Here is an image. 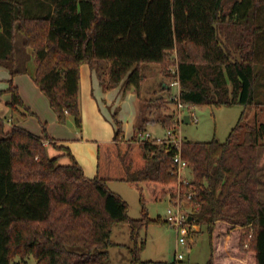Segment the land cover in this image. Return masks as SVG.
<instances>
[{"label":"trees","instance_id":"trees-1","mask_svg":"<svg viewBox=\"0 0 264 264\" xmlns=\"http://www.w3.org/2000/svg\"><path fill=\"white\" fill-rule=\"evenodd\" d=\"M0 0V66L14 77L27 72L34 53V81L60 123L73 118L82 129L81 66L96 69L105 91L121 82L140 97L132 138L113 115L115 135L98 146L97 174L88 178L65 146L0 116V264H110L111 235L127 224L131 263L144 262L143 229L166 222L149 217L147 201L192 192V222L207 231V264H264V201L259 149L264 122L245 123L243 111L227 139L186 141L189 185L179 180L173 146L141 136L153 124L179 125L174 102L155 94L143 98V64H159L173 79L170 57L177 54L182 103L221 107L260 106L257 87L264 73V0ZM175 76V77H174ZM106 77L108 81H106ZM106 81V82H105ZM162 90H164L162 88ZM8 106L37 115L9 80ZM64 151L50 156L47 145ZM70 158L61 164L62 156ZM125 182L140 194L142 216L110 182ZM146 191L150 198L146 199ZM176 263V262H175Z\"/></svg>","mask_w":264,"mask_h":264},{"label":"rangeland","instance_id":"rangeland-1","mask_svg":"<svg viewBox=\"0 0 264 264\" xmlns=\"http://www.w3.org/2000/svg\"><path fill=\"white\" fill-rule=\"evenodd\" d=\"M233 1L234 0H231L230 3ZM170 61V69H172L177 65L178 62L176 52H174L170 57ZM31 70V63L30 65L27 64V72H31ZM141 70L142 74H144L146 77V80L142 82L140 88V93L143 98L148 99V97L153 95L154 91L156 90L162 91L161 88L163 84L168 86L169 82L172 80V78L168 79L162 74L161 66L159 64H143ZM106 81H108L107 77ZM6 84L7 82L5 80H0V89L1 86L3 87ZM101 86L103 88V84H101ZM130 88L131 87L125 86V91H129ZM173 90H175V88H173ZM167 94V98L169 97L171 99L173 91L170 90V93L167 92ZM257 95L258 100L263 102V104L260 106H251L246 109L240 104L221 107L188 105V107L183 108L184 119L177 120L179 125L176 126V128L171 129L176 130L186 141L207 142L213 140L214 138L220 141H225L232 128L238 122L243 111H246L244 117L246 121L245 123L255 125L257 122H264V73L257 87ZM45 96L44 98L47 97ZM5 99L6 97L4 93L3 96L0 97V106H2L4 110L2 111L0 109V113H3L2 117H4V115H6L7 118L13 116L12 120L7 119L6 121L7 127L9 128L12 126V124H17L21 116L19 112L12 111L9 107H5ZM48 108H50V106H48ZM21 112L24 111L20 110V113ZM166 112H173V114H176L177 117V109L174 104H169V109ZM191 115H193V121L189 123L185 122V116L191 117ZM38 117V115L37 117L35 116L36 119ZM195 120H197V122H195ZM40 125L42 128V123ZM165 130L166 129H164V132ZM149 132H151L153 135H162L163 129L161 128L158 132L149 130ZM259 166L261 198L264 201V147L259 149ZM191 177V170L186 169L183 172L182 178L189 179ZM109 187L112 191L115 190L114 192L120 194L123 199L128 202L129 215L131 218H140L142 216L140 194L137 189L129 186L125 182L120 181L110 182ZM178 195L179 194H177L175 198L165 197L163 200L156 202L148 200L150 198V193L149 191H146V199L148 200L146 203V210L149 214V217L157 218L158 216H161L163 219H165L168 209L172 206L171 201H176L178 199ZM180 202L184 209L192 211V206L187 197L181 196ZM115 230L116 231L112 234V239L115 242L122 243V245L118 244L109 248L112 256L111 264H131L130 247L133 245V242L129 234L128 225H119ZM142 236L147 240L146 248L141 253V259L144 262L152 260L155 262L152 264H207L210 258V239L205 229L201 233H198L197 237L194 239L190 238L188 245L180 246L178 245L179 235L177 234V230L168 222L150 224L147 228L143 229ZM179 254H183V259L178 260ZM176 260L177 263H175ZM28 264H36V261L33 258H30Z\"/></svg>","mask_w":264,"mask_h":264},{"label":"crops","instance_id":"crops-1","mask_svg":"<svg viewBox=\"0 0 264 264\" xmlns=\"http://www.w3.org/2000/svg\"><path fill=\"white\" fill-rule=\"evenodd\" d=\"M27 51V53L31 55V58L28 61V65H30V63L32 65L31 72L21 73L13 77L8 69L0 66V80H5L8 84L3 87L1 86L0 91L7 90L9 88V80L12 79L14 85L19 89L24 104L39 116L37 119L35 116L25 117L23 115L24 112L20 113L19 111L21 117L17 124L35 134L41 135L43 129L40 124L42 122L47 123V130L49 134L58 141V146L68 147L73 156L82 166L84 174L88 178H94L97 174L98 146L100 143L112 141L114 138L113 134L115 135V126L113 123L114 113L117 112L118 119L123 123L124 139L128 140L132 138L137 122L140 97L132 87L129 91H125L124 81L121 82L119 86L105 91L99 82L96 69L91 67L90 64L85 63L81 66L80 72V105L83 118L82 129L77 128L75 121L72 120L73 118H69L65 124L60 123L49 104L48 98L34 81L37 60L31 50ZM144 80H146V77L143 74V81ZM162 88L164 90H156L153 95H150L148 98L158 94V96H164L167 100H170L169 97L167 98V92L170 93V89L166 84H163ZM44 96L46 98H44ZM5 97L4 105L5 107H9L8 102L11 94L6 92ZM48 106H50V108H48ZM0 109L2 111L4 110L2 106H0ZM0 116H3L2 112L0 113ZM4 117H6V115H4ZM7 119L12 120L13 116H10ZM161 128L162 126L160 124H153L148 127L147 131L154 130V132H158ZM47 149L50 156L64 154V151L49 144L47 145ZM60 163L69 164L70 158L64 155L61 157ZM117 226L119 225H116L113 228L112 234L116 231L115 229ZM128 230L130 234L129 226ZM197 235L195 237H197ZM112 241L115 245H122V243L115 242L113 239ZM111 263L112 259L110 261V264Z\"/></svg>","mask_w":264,"mask_h":264},{"label":"built area","instance_id":"built-area-1","mask_svg":"<svg viewBox=\"0 0 264 264\" xmlns=\"http://www.w3.org/2000/svg\"><path fill=\"white\" fill-rule=\"evenodd\" d=\"M172 73L176 76L173 78L169 84L168 88L173 91V95L171 97V100L174 102L177 109V117L176 114L175 117L177 120L184 119L183 116V108L188 107V105L182 103L180 94H181V83H180V77H179V69L178 65L172 68ZM175 88V90H173ZM179 110V114H178ZM176 111V110H175ZM190 121H193V115L190 117ZM197 122V120H195ZM140 140H149L152 141L158 145H167V146H173L177 153L174 156V162L177 165L178 169V175L179 180L183 184L189 185L192 177L182 178L183 172L186 169H189V164L186 160L183 159L181 149H182V143L183 138L182 136L176 131L171 128L166 129L163 135H153L151 132L146 131L140 138ZM185 197H187L188 200L192 198L193 193L189 192L184 194ZM178 199L176 201L172 200V206L168 209L165 221L168 222L172 227L176 228L177 234L179 235L178 239V245H188L189 239H194L196 236V232L200 230V227L198 224L192 222V220H189L191 216V210L188 211L183 208V205L180 202L181 194L179 192V195L177 197ZM183 254L178 255V260L183 259Z\"/></svg>","mask_w":264,"mask_h":264},{"label":"water","instance_id":"water-1","mask_svg":"<svg viewBox=\"0 0 264 264\" xmlns=\"http://www.w3.org/2000/svg\"><path fill=\"white\" fill-rule=\"evenodd\" d=\"M185 122H187V123L190 122L189 116H185ZM189 220H192V216H190Z\"/></svg>","mask_w":264,"mask_h":264}]
</instances>
